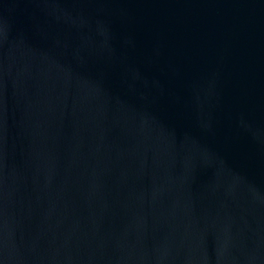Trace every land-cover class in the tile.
Returning a JSON list of instances; mask_svg holds the SVG:
<instances>
[{
  "label": "water",
  "instance_id": "water-1",
  "mask_svg": "<svg viewBox=\"0 0 264 264\" xmlns=\"http://www.w3.org/2000/svg\"><path fill=\"white\" fill-rule=\"evenodd\" d=\"M0 264H264V0H0Z\"/></svg>",
  "mask_w": 264,
  "mask_h": 264
}]
</instances>
